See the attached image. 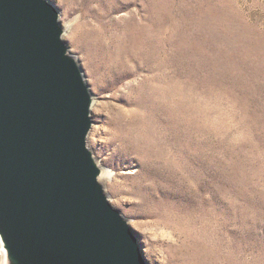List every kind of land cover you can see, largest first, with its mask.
<instances>
[{"label":"rangeland","instance_id":"1","mask_svg":"<svg viewBox=\"0 0 264 264\" xmlns=\"http://www.w3.org/2000/svg\"><path fill=\"white\" fill-rule=\"evenodd\" d=\"M49 1L149 264H264V0Z\"/></svg>","mask_w":264,"mask_h":264},{"label":"water","instance_id":"2","mask_svg":"<svg viewBox=\"0 0 264 264\" xmlns=\"http://www.w3.org/2000/svg\"><path fill=\"white\" fill-rule=\"evenodd\" d=\"M49 0H0L2 264H149L87 144L94 102Z\"/></svg>","mask_w":264,"mask_h":264},{"label":"bare ground","instance_id":"3","mask_svg":"<svg viewBox=\"0 0 264 264\" xmlns=\"http://www.w3.org/2000/svg\"><path fill=\"white\" fill-rule=\"evenodd\" d=\"M59 19H60V11H59ZM60 23H61V25H62L61 20H60ZM65 29L67 30L66 27H65ZM65 32H66V31H65ZM71 35H72V34H71ZM63 39H64V37H63ZM96 160H97V162L99 163V165L103 168V175H102L103 178H104V179L111 178L113 172H111L107 167H105V166L102 164V162L99 161V159L96 158ZM109 201H110V200H109ZM0 254H1V261H2V260H3V251L1 250V248H0Z\"/></svg>","mask_w":264,"mask_h":264}]
</instances>
